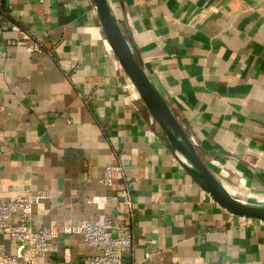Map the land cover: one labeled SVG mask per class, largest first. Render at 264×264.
<instances>
[{"label": "crops", "instance_id": "obj_1", "mask_svg": "<svg viewBox=\"0 0 264 264\" xmlns=\"http://www.w3.org/2000/svg\"><path fill=\"white\" fill-rule=\"evenodd\" d=\"M110 2L205 162L260 201L250 194L264 196V0ZM24 31L46 52L12 45ZM110 166L123 172L106 185ZM124 187L135 240L124 264H264V222L222 209L183 169L93 0H0V198L44 193L33 226L59 233L34 264H89L99 250L71 231L118 214L108 197ZM0 250L15 252L6 235Z\"/></svg>", "mask_w": 264, "mask_h": 264}, {"label": "built area", "instance_id": "obj_2", "mask_svg": "<svg viewBox=\"0 0 264 264\" xmlns=\"http://www.w3.org/2000/svg\"><path fill=\"white\" fill-rule=\"evenodd\" d=\"M12 45L26 47L29 52L44 53L47 50L45 44L35 40L29 31L22 32ZM122 172L120 166H110L104 183L112 185L115 174ZM45 198L47 196L41 192L18 196L11 201L0 198V235L8 236L15 246L14 253L0 250V264H34L46 261L57 250L54 244L59 235L57 229L33 226L34 209ZM108 201L116 207L118 214L105 218L102 224L83 222L71 231L81 234L87 246L99 250V254L89 257V264H124V257L135 251L134 233L122 215L123 210L133 215L134 197L130 188L119 189L108 197Z\"/></svg>", "mask_w": 264, "mask_h": 264}, {"label": "water", "instance_id": "obj_3", "mask_svg": "<svg viewBox=\"0 0 264 264\" xmlns=\"http://www.w3.org/2000/svg\"><path fill=\"white\" fill-rule=\"evenodd\" d=\"M93 2L108 44L183 169L222 209L235 216L264 221V202L232 195L205 162L197 144L148 73L138 48L126 36L110 0Z\"/></svg>", "mask_w": 264, "mask_h": 264}, {"label": "bare ground", "instance_id": "obj_4", "mask_svg": "<svg viewBox=\"0 0 264 264\" xmlns=\"http://www.w3.org/2000/svg\"><path fill=\"white\" fill-rule=\"evenodd\" d=\"M224 185L226 186V188L228 189V191H229L232 195H234V196L237 195L238 191H237V188H236V187L229 186V185H227V184H224ZM245 193H246V192H245ZM248 193H249V192H248ZM250 197L264 202V196L256 195V194H250Z\"/></svg>", "mask_w": 264, "mask_h": 264}]
</instances>
